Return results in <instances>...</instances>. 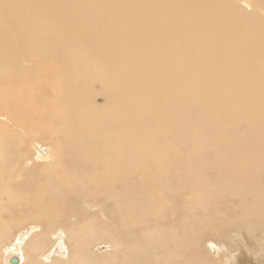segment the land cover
<instances>
[{
    "label": "bare ground",
    "instance_id": "bare-ground-1",
    "mask_svg": "<svg viewBox=\"0 0 264 264\" xmlns=\"http://www.w3.org/2000/svg\"><path fill=\"white\" fill-rule=\"evenodd\" d=\"M262 228L264 0H0V264H226L202 241Z\"/></svg>",
    "mask_w": 264,
    "mask_h": 264
},
{
    "label": "rangeland",
    "instance_id": "rangeland-1",
    "mask_svg": "<svg viewBox=\"0 0 264 264\" xmlns=\"http://www.w3.org/2000/svg\"><path fill=\"white\" fill-rule=\"evenodd\" d=\"M32 137H35V135H32ZM25 142L26 143H25L24 148H23L24 149L23 153H26V154H24V158H22L20 160L19 164H21V165L17 166L16 168L19 170H22L23 168H24V170H28L33 166H37V167L39 166L40 167V165H41V167H42V164L39 162V160L36 159V153H35V155L30 156V152H32V151L35 152V150L32 149V151H31V149H28L26 147V144L31 142V138L25 137ZM41 142H42V140H37L38 144H40ZM43 144H45V143H43ZM47 147L49 148V144L47 145ZM29 162H30L31 167H29L30 166ZM24 180H25V178H24ZM228 233H230V231L224 232L221 235L220 238L223 237L222 240L221 239H214V238H212V239L207 238L209 240L208 241L207 239H204V241H202L204 243V244H202V248L206 252L208 251V253H210V255L212 257L214 254L213 253L214 250H217L219 252V254H221V258H223L222 260L226 264H232V262L235 263L236 262L235 257H238L240 255V253H246V255L249 258L253 259L256 262V264H258V262H259V264H264V228H262L260 231H258L257 234L255 233L253 236H249V235L245 234V238H244V235H241V233L238 231L231 232L232 234H228ZM14 237H13V239H12V237H10L12 239L11 241L7 239L5 241V244L2 245L3 248L2 247L0 248V255L2 254L1 255L2 259H4L6 257L8 251H9L8 253H10L9 248H16L15 246L17 245V242H16V239ZM23 237H24V235H23ZM208 237H210V236H208ZM57 238H59V240L61 239L63 241V246L65 248L64 241L65 242L67 241L66 236L60 235ZM228 238H230V239H228ZM232 238H233V240H231ZM23 246L24 245H21V246H18L17 248L19 250H23ZM67 246L69 248V245H67ZM211 250H212V252H211ZM223 250H224V252H223ZM222 252L225 254H223ZM49 255H50V258L52 256V259L55 258L56 256H58V255H55L54 252H50ZM230 256H231V258H230ZM229 260H230V262H229ZM53 262L54 261H52L50 263H53Z\"/></svg>",
    "mask_w": 264,
    "mask_h": 264
}]
</instances>
